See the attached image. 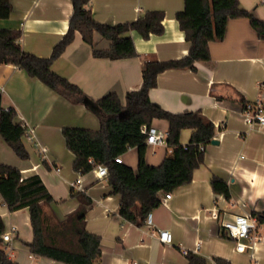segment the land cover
Here are the masks:
<instances>
[{"label": "crops", "instance_id": "0c3cea01", "mask_svg": "<svg viewBox=\"0 0 264 264\" xmlns=\"http://www.w3.org/2000/svg\"><path fill=\"white\" fill-rule=\"evenodd\" d=\"M9 19L0 20V29L22 32L21 45L26 52L49 58L54 47L69 29L73 14L70 0H10ZM243 8L264 21V0H240ZM96 21L120 25L137 20L148 11L165 13V32L144 40L132 32L137 57L123 60L96 58L93 48L79 32L53 70L77 85L97 101L111 93L126 105V95L142 87L144 64L152 59L178 61L186 57L191 44L186 41L176 20L185 8V0H92ZM98 49L110 42L95 36ZM211 60L196 64L197 71L171 69L157 77L150 90L151 102L166 111L180 114L202 112L218 129L217 145L206 147L205 161L195 170L193 181L172 192L167 205L161 204L149 216L151 224L137 227L120 216V197L111 194L107 180H98L73 169L75 155L68 150L66 128L99 131L101 122L84 103H73L42 81L30 77L13 64L0 65V108H13L17 122L35 130L36 142L23 137L29 153L20 159L0 135V164L19 169L23 178L37 175L54 198L49 207L60 220L80 207L73 190L89 196L92 205L86 215V228L101 237L102 257L98 264H188L189 253L201 256L208 264L222 258L230 264H264V223L260 239L252 250L238 252L236 242L222 229L224 220L237 215L264 214V127L251 124L243 113V100L256 102L264 85V40L260 39L248 18L231 19L226 37L210 43ZM153 125L168 131L169 123L154 120ZM192 130H183L181 144L186 146ZM41 149L46 152L40 153ZM171 154L168 146H148L146 162L159 166ZM123 164L138 170L137 148L122 156ZM57 168L60 172H57ZM225 180L231 199L216 195L211 181ZM81 179L80 187L73 183ZM164 196V194H163ZM162 196V197H163ZM0 217L12 241L5 244L9 256L19 264H63L32 255L25 245L33 241L29 209L10 212L0 195ZM159 231H169L173 244L160 241Z\"/></svg>", "mask_w": 264, "mask_h": 264}, {"label": "trees", "instance_id": "16d2710c", "mask_svg": "<svg viewBox=\"0 0 264 264\" xmlns=\"http://www.w3.org/2000/svg\"><path fill=\"white\" fill-rule=\"evenodd\" d=\"M73 14L69 29L54 47L49 58H41L26 52L22 45V32L0 29V65L13 64L30 77L39 79L52 90L73 103H84L100 119L101 129L90 131L66 128L63 137L69 151L75 155L73 169L87 175L98 165L108 168L106 178L111 194L120 197V216L124 222L143 227L150 214L161 204L163 194L193 181L194 172L205 161L206 147L212 144L218 129L202 112L175 114L151 102L149 92L157 86L160 73L171 69L197 71L196 64L211 60L210 43L221 42L227 33L231 19L248 18L260 39L264 40V21L243 8L240 0H185V8L176 14V20L187 42L191 44L186 57L178 61H147L142 70L143 84L137 91L126 95V105L119 96L111 93L97 101L91 100L77 85L53 70L59 59L79 32L83 40L93 48L96 58L123 60L137 57L132 32L144 40L161 36L165 32L163 11H148L137 20L120 25L103 24L95 20L91 10L92 0H70ZM12 12L10 0H0V20L9 19ZM99 34L110 42V47L100 50L95 43ZM253 104L243 100V113L252 110ZM154 120L169 123L167 146L171 154L159 166L146 162V135L142 127H151ZM192 130L189 143L181 144L183 130ZM25 128L17 122L13 108H0V135L22 160L29 158L23 143ZM131 148H137L138 170L116 158ZM216 195L231 199V191L225 180L214 176L211 181ZM0 195L10 212L29 209L33 241L26 243L32 255L63 264H98L101 257V237L86 228V215L92 200L82 192L73 190L72 197L80 202L75 213L64 220L49 210L54 198L37 175L23 178L13 166L0 164ZM261 224L264 214L254 213ZM6 225L0 217V264H19L7 253L3 235ZM188 264H208L207 260L193 253L187 254ZM216 264H230L222 258H214Z\"/></svg>", "mask_w": 264, "mask_h": 264}, {"label": "built area", "instance_id": "2783aa9c", "mask_svg": "<svg viewBox=\"0 0 264 264\" xmlns=\"http://www.w3.org/2000/svg\"><path fill=\"white\" fill-rule=\"evenodd\" d=\"M263 93L261 98L256 102H251L253 104L252 110H247L244 114L247 120L251 124H258L264 127V85ZM25 128L24 138L29 142H36L35 130L32 127L22 124ZM142 133L146 135V145L147 146H167V131L162 128L152 125L151 127L143 126ZM46 151L41 149L40 153L44 154ZM117 163H122V156L115 159ZM60 172V169H56ZM95 177L98 180H106L108 176V168L105 165L96 166L93 171ZM81 179H77L73 183V188L77 189L80 187ZM172 198V193H165L161 199L162 204L167 205ZM151 224L150 219L145 221V224ZM259 219L251 214L247 215H237L233 220H224L222 222V229L233 239L237 244L238 252H246L252 250L256 242L260 239ZM5 232L3 235V240L5 244H9L12 241V232ZM160 241L165 244H173V238L169 231H159ZM184 255L189 252L183 250Z\"/></svg>", "mask_w": 264, "mask_h": 264}, {"label": "water", "instance_id": "95a60500", "mask_svg": "<svg viewBox=\"0 0 264 264\" xmlns=\"http://www.w3.org/2000/svg\"><path fill=\"white\" fill-rule=\"evenodd\" d=\"M219 142L217 140H213L212 144L217 145Z\"/></svg>", "mask_w": 264, "mask_h": 264}]
</instances>
